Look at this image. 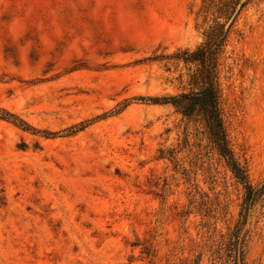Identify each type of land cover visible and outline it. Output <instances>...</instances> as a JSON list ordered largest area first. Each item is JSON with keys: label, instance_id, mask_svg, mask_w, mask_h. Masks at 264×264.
I'll list each match as a JSON object with an SVG mask.
<instances>
[{"label": "rangeland", "instance_id": "1", "mask_svg": "<svg viewBox=\"0 0 264 264\" xmlns=\"http://www.w3.org/2000/svg\"><path fill=\"white\" fill-rule=\"evenodd\" d=\"M202 0H0V264H238L245 186L264 185V0L218 61L240 181L199 126L176 55ZM182 56V55H180ZM264 264V189L242 230Z\"/></svg>", "mask_w": 264, "mask_h": 264}, {"label": "trees", "instance_id": "2", "mask_svg": "<svg viewBox=\"0 0 264 264\" xmlns=\"http://www.w3.org/2000/svg\"><path fill=\"white\" fill-rule=\"evenodd\" d=\"M262 0H202L199 17L207 25L204 31V44L191 53H180L176 59L191 65L187 81V92L169 97V102L176 113L181 115L186 124L199 126L203 135L215 148L235 176L246 182V173L234 159L230 141L223 119V108L218 88V61L223 55L234 25L241 13L252 3ZM182 55V56H180ZM264 185L253 188L246 184V196L241 220L232 234L230 250L237 254L239 263L244 264L243 227L248 212L253 208Z\"/></svg>", "mask_w": 264, "mask_h": 264}]
</instances>
